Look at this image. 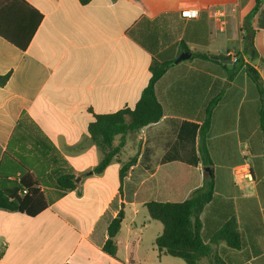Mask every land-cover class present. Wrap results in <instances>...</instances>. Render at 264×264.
Segmentation results:
<instances>
[{"label":"crops","instance_id":"obj_1","mask_svg":"<svg viewBox=\"0 0 264 264\" xmlns=\"http://www.w3.org/2000/svg\"><path fill=\"white\" fill-rule=\"evenodd\" d=\"M256 4L0 0L3 32L24 43L38 25L26 50L0 36V76L10 74L0 87V166L14 181L24 165L48 204L36 216L0 209V264H186L159 253L155 242L163 225L151 219L145 203L160 193L159 173L178 167L162 160L172 153L177 161L196 162L202 143L215 180L213 198L200 215L201 236L212 244L202 264H264V0L257 12ZM187 10L198 17L184 18ZM247 21L255 31L252 49L243 41ZM184 52L191 58L176 64ZM226 53L239 63L230 68L211 58L231 60ZM155 60L171 64L155 85L162 119L127 134L121 153L95 173L104 153L91 139L90 124L96 115L133 109ZM247 66L258 72L263 95ZM135 156L137 164L121 182L123 163ZM248 156L245 178L236 170ZM209 173L195 165L197 184L188 194ZM64 174L75 176L77 188L60 191L56 182ZM122 207L113 257L103 246ZM232 219L240 246L212 243Z\"/></svg>","mask_w":264,"mask_h":264},{"label":"trees","instance_id":"obj_2","mask_svg":"<svg viewBox=\"0 0 264 264\" xmlns=\"http://www.w3.org/2000/svg\"><path fill=\"white\" fill-rule=\"evenodd\" d=\"M90 1L79 0L82 5H86ZM262 1L257 0L255 12L260 9ZM39 17L41 18V15ZM37 26L36 24L24 43H20L16 38H13L2 30H0V36L19 49L26 50ZM243 30L245 48L252 49L255 31L253 30L252 32L250 30L248 21L245 23ZM185 49L188 50L187 47ZM194 56L209 59V56L205 54L194 53ZM253 56H256L254 50ZM170 65V63L153 61L150 67L151 79L133 109L126 108L112 114L95 116V121L89 126V134L92 141L104 153L101 162L94 170L95 173H102L114 158L121 153L127 134L156 124L162 119L164 110L157 98L155 85ZM247 74L263 95V83L258 72L251 66H247ZM9 77L10 74L0 76V87H4L7 84ZM211 111L212 106L207 112L209 118L206 126L204 125L205 128H208L210 124ZM261 129L264 136V115L261 117ZM117 136H121L122 139L117 146H114V140ZM199 153L200 155L196 158V162L192 163L177 161L178 159L173 157L172 153L166 156L162 160L163 163L178 162V167L171 173L166 172L165 174L162 172L159 175L160 193L157 199H152L151 195V198L145 203L151 219L159 221L163 225V232L155 242L159 253L179 258L186 264H202L203 260L212 253V244L206 243L201 236L202 224L200 222V215L213 198L215 190V180L212 170L213 163L204 143H202ZM198 163H202L204 167L210 168V173L204 178L201 187L195 188L188 194L189 190L197 184L195 165ZM136 164V156L123 163L120 170L121 182H123L129 170ZM11 176L10 173L5 172L1 164L0 209L36 216L47 208L48 204L39 189V184L24 165H21L20 174L14 178V181H10L9 177ZM56 185L62 193L77 188L75 176L72 174L61 175L57 179ZM19 194L23 195L20 196ZM124 216L122 207L117 217L110 223L107 229V239L103 250L113 257L117 254L115 237L120 231ZM222 241H226L236 248L240 246L234 219L227 222L215 234L212 243L216 244Z\"/></svg>","mask_w":264,"mask_h":264},{"label":"built area","instance_id":"obj_3","mask_svg":"<svg viewBox=\"0 0 264 264\" xmlns=\"http://www.w3.org/2000/svg\"><path fill=\"white\" fill-rule=\"evenodd\" d=\"M199 15L198 11L195 10H187L184 12L183 17L186 19H194L197 18ZM225 57H230L233 63H238L239 59L237 55L232 53H226ZM237 175L244 176L245 178L249 177L250 174V167L248 162L246 161L242 166H240L236 170Z\"/></svg>","mask_w":264,"mask_h":264},{"label":"water","instance_id":"obj_4","mask_svg":"<svg viewBox=\"0 0 264 264\" xmlns=\"http://www.w3.org/2000/svg\"><path fill=\"white\" fill-rule=\"evenodd\" d=\"M189 58H191V53H189V52H184V53H182V54L178 57V59L175 61V63H176V64H177V63H180V62H182V61L188 60ZM211 58L214 59V60H218V61H220L221 63L225 64L227 67H230V68L234 67L233 62H232V60H230V59L222 58V57H220V56H212ZM206 170L209 171L210 168H206ZM78 180H79V179H78ZM76 181H77V180H76Z\"/></svg>","mask_w":264,"mask_h":264},{"label":"rangeland","instance_id":"obj_5","mask_svg":"<svg viewBox=\"0 0 264 264\" xmlns=\"http://www.w3.org/2000/svg\"><path fill=\"white\" fill-rule=\"evenodd\" d=\"M139 131H140V130H136V131L131 132V133L139 134ZM135 144H136V143H135ZM129 154H130V150H127V151L125 152V154H124V158L127 159L128 157H130L131 155H129ZM247 160H248L249 162L251 161L250 156L247 157L246 161H247ZM136 171L138 172V170H136ZM161 174H162V172L159 173V175H161ZM158 188H159V187H158ZM145 211H146V210H145Z\"/></svg>","mask_w":264,"mask_h":264}]
</instances>
